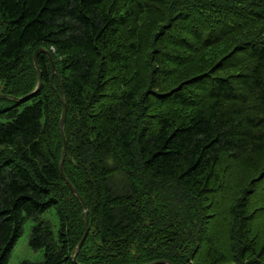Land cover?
Here are the masks:
<instances>
[{
    "label": "trees",
    "instance_id": "obj_1",
    "mask_svg": "<svg viewBox=\"0 0 264 264\" xmlns=\"http://www.w3.org/2000/svg\"><path fill=\"white\" fill-rule=\"evenodd\" d=\"M39 47L58 76L0 98V264L25 219L18 264H264V0H0V93Z\"/></svg>",
    "mask_w": 264,
    "mask_h": 264
},
{
    "label": "water",
    "instance_id": "obj_2",
    "mask_svg": "<svg viewBox=\"0 0 264 264\" xmlns=\"http://www.w3.org/2000/svg\"><path fill=\"white\" fill-rule=\"evenodd\" d=\"M40 52L45 54L49 60V64L51 67L50 77H52L54 74H56V76H58L57 69H56L55 64L53 62L51 54L45 48L39 47L33 52V64H34V67L37 71V82H36L35 88L31 92H29L28 94H26L22 97H17V96L11 95V94L0 93V98H11L17 102H21V101L29 98L31 95H33L39 89V87L41 85L42 74H41V70L37 64V55ZM60 102H61V113H60V118H59V131H60V136L62 139V149H61V156H60V160H59V172H60L61 177L63 178L64 182L67 184V186L69 187L71 192L75 195V197L78 199V201L82 205V208H83V211L85 214L84 232H83L80 240L78 241V243L76 245V250H75V253L73 255V261L75 263H77L76 262V255H77L81 245L83 244V242L87 236L88 230H89L88 219H87V207H86L84 200L79 195V193L76 191V189L71 184V182L68 180V178L66 177L64 170H63V163H64V158H65V153H66L67 140H66L65 133H64V123H65V118H66V103H65L64 98L62 96V90H61ZM159 263L171 264V262L167 259L153 260V261L143 263V264H159Z\"/></svg>",
    "mask_w": 264,
    "mask_h": 264
},
{
    "label": "rangeland",
    "instance_id": "obj_3",
    "mask_svg": "<svg viewBox=\"0 0 264 264\" xmlns=\"http://www.w3.org/2000/svg\"><path fill=\"white\" fill-rule=\"evenodd\" d=\"M41 217L43 219L49 220L54 226V229H56L58 220L53 210H50L49 212L43 214ZM33 225L34 222L32 220L25 219L22 226V232L20 236L17 238L15 244L13 245L10 251L7 264H18L23 260H28L32 262H37L42 260L43 258L42 250H33L28 245V235Z\"/></svg>",
    "mask_w": 264,
    "mask_h": 264
}]
</instances>
